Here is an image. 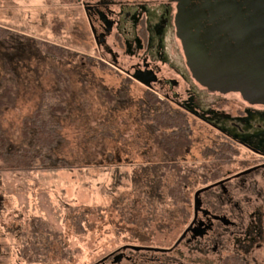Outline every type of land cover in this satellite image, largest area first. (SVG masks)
<instances>
[{"label": "rangeland", "instance_id": "1", "mask_svg": "<svg viewBox=\"0 0 264 264\" xmlns=\"http://www.w3.org/2000/svg\"><path fill=\"white\" fill-rule=\"evenodd\" d=\"M0 26H8V29L17 32L19 35H11L8 40H15L21 46L38 40L68 48L76 54L66 62L26 55V66L18 69L20 77L16 104L1 116L9 138L19 141L22 118L33 111L42 90L56 85V72H61L69 77L72 94L69 97V114L62 121L61 133L65 142L59 154L71 160L73 166L0 171V264H91L124 242L165 243L173 234V228L156 231V222L160 219L172 221L166 215L174 210L171 200L165 196L161 203L153 206L154 209L147 211L148 206L143 204L145 200L133 180V177L142 174L143 169L161 161V152L153 136L140 120L137 99L143 95L146 86L130 77L129 92L133 101L123 109L111 110L102 101L99 86L115 89L126 75L112 64L109 55L95 48L93 40H88L83 13L71 1L0 0ZM108 44L118 50L113 40H108ZM19 50L23 52L22 47ZM169 50L170 53L174 50L176 63L184 60L178 39L170 40ZM118 51V63L123 68H129L137 59ZM85 57L93 59L89 66H85ZM99 62L105 65L100 66ZM161 73L178 79L179 85L174 88L179 93L176 99H187L188 84L165 66H162ZM188 74L189 84L201 90L189 71ZM165 88L153 90L164 97ZM169 94L172 96L171 92ZM204 95L205 103L211 108L217 107L220 102L218 109L232 116L240 115L247 107L246 101L236 92L220 94L205 91ZM186 113L192 122L193 142L180 163L192 170L189 176L191 197L207 168L213 166L212 156L205 149L224 138L213 126ZM234 145L243 155L241 157L246 158L249 152L238 144ZM170 178L171 175L168 179L171 182ZM140 190H145V187ZM69 207L91 211L86 215L82 232H75L71 226L67 216ZM33 215L45 218L62 233L61 242L73 249L69 258L52 254V258L45 263H27L18 255L17 228H27V220ZM146 215L152 220H149L148 226L140 228L139 220ZM54 245L60 246L59 242H54Z\"/></svg>", "mask_w": 264, "mask_h": 264}, {"label": "flooded vegetation", "instance_id": "2", "mask_svg": "<svg viewBox=\"0 0 264 264\" xmlns=\"http://www.w3.org/2000/svg\"><path fill=\"white\" fill-rule=\"evenodd\" d=\"M73 4L83 13L88 40L109 55L118 70L122 69L128 77L136 74L149 80L148 89L167 87L164 98L249 152L242 158L238 151L234 156L237 165H222L218 177L198 183L182 221L165 243L124 242L91 264H264V134L246 142L220 125L223 117L264 112V105L246 102L244 111L232 116L218 109L220 102L213 108L205 103V91H212L189 84L185 59L176 63L174 50H169L170 40L178 39L174 0H73ZM108 40H113V45L129 58H137L129 68L119 65V51ZM162 66L175 71L188 84L187 99H176L179 93L174 88L179 81L163 75ZM230 124L242 133L247 130L236 121ZM210 170L207 168L206 172Z\"/></svg>", "mask_w": 264, "mask_h": 264}, {"label": "trees", "instance_id": "3", "mask_svg": "<svg viewBox=\"0 0 264 264\" xmlns=\"http://www.w3.org/2000/svg\"><path fill=\"white\" fill-rule=\"evenodd\" d=\"M73 2V0H68ZM11 35H19L8 28L0 26V49L2 73H0V171H31L39 169L70 168L73 162L59 154V149L65 142L61 133L62 121L69 114V97L72 94L69 77L61 72H56V85L51 89L41 91L35 103L33 111L25 115L21 120L19 141L14 142L2 125L1 116L6 109L15 106L19 93L18 69L24 67L26 55H34L39 59L49 57L52 60L66 62L68 58L76 55L68 48L58 45L33 40L32 44L21 46L15 40H8ZM34 46V47H33ZM19 47L22 51H17ZM16 53H15V52ZM25 52V53H24ZM28 52V54H26ZM20 53H23L22 55ZM13 55H15L13 57ZM13 57V58H12ZM85 66H89L92 58L85 57ZM100 66L105 64L99 62ZM78 66L82 67L80 64ZM64 81H61V80ZM131 78L125 76L115 89L99 86V95L111 110L123 109L133 101L130 95ZM140 111V120L152 135L153 140L161 152L160 163L153 164L149 169H143L142 174L133 177L138 192L142 193L143 204H147L146 210L154 209L167 196L174 206L169 215L170 222L160 219L156 223L160 230H171L181 222V217L186 213V206L190 201L189 176L192 170L180 163V159L186 154L193 142L191 120L186 111L175 107L171 102L161 97L156 91L145 89L143 95L137 99ZM236 121L241 128H247L243 133L230 124ZM256 123L261 124L260 127ZM220 125L224 131L236 134L246 142L259 134H264V112L250 111V116L238 118L223 117ZM250 135V140H249ZM264 146V145H263ZM205 152L212 156L210 172L201 182L215 179L220 175L222 165L231 163L237 155V147L223 139L212 147H207ZM221 167V168H220ZM172 181L170 182L169 176ZM145 187V190L140 188ZM2 196L0 195V209ZM132 203V201H130ZM154 206V207H153ZM122 210V209H121ZM90 210H78L69 207L67 216L75 232L84 230L83 222ZM165 214V213H164ZM125 218V217H124ZM152 219L147 215L139 220L140 228L148 226ZM161 221V222H160ZM27 228H17L19 243L18 255L27 263H45L52 258V254H59L62 258H69L73 249L61 242L62 233L55 230L51 224L38 215L31 216ZM152 230V229H150ZM141 231V230H140ZM142 241H145L142 239ZM59 242V247L54 245Z\"/></svg>", "mask_w": 264, "mask_h": 264}, {"label": "water", "instance_id": "4", "mask_svg": "<svg viewBox=\"0 0 264 264\" xmlns=\"http://www.w3.org/2000/svg\"><path fill=\"white\" fill-rule=\"evenodd\" d=\"M174 1L175 35L191 77L208 91L264 105V0Z\"/></svg>", "mask_w": 264, "mask_h": 264}, {"label": "crops", "instance_id": "5", "mask_svg": "<svg viewBox=\"0 0 264 264\" xmlns=\"http://www.w3.org/2000/svg\"><path fill=\"white\" fill-rule=\"evenodd\" d=\"M5 27L10 28V27H8V26H5Z\"/></svg>", "mask_w": 264, "mask_h": 264}]
</instances>
